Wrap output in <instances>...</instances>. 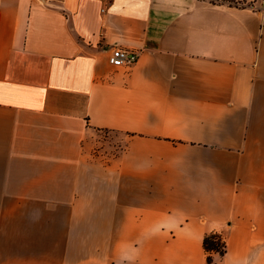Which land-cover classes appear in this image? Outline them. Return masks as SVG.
Returning a JSON list of instances; mask_svg holds the SVG:
<instances>
[{
    "label": "crops",
    "instance_id": "1",
    "mask_svg": "<svg viewBox=\"0 0 264 264\" xmlns=\"http://www.w3.org/2000/svg\"><path fill=\"white\" fill-rule=\"evenodd\" d=\"M211 232L264 264V7L0 0V264H209Z\"/></svg>",
    "mask_w": 264,
    "mask_h": 264
},
{
    "label": "built area",
    "instance_id": "2",
    "mask_svg": "<svg viewBox=\"0 0 264 264\" xmlns=\"http://www.w3.org/2000/svg\"><path fill=\"white\" fill-rule=\"evenodd\" d=\"M63 0H42L46 4H54ZM113 0H107L111 2ZM214 2L227 3L232 6L249 7L252 9H260L264 7V0H215ZM139 52L125 48L123 46H115L109 56L110 62L115 66H132L137 62Z\"/></svg>",
    "mask_w": 264,
    "mask_h": 264
},
{
    "label": "trees",
    "instance_id": "3",
    "mask_svg": "<svg viewBox=\"0 0 264 264\" xmlns=\"http://www.w3.org/2000/svg\"><path fill=\"white\" fill-rule=\"evenodd\" d=\"M226 241L220 232H211L205 235L203 239V247L206 252V260L209 264L214 261V254L220 256L226 253Z\"/></svg>",
    "mask_w": 264,
    "mask_h": 264
},
{
    "label": "rangeland",
    "instance_id": "4",
    "mask_svg": "<svg viewBox=\"0 0 264 264\" xmlns=\"http://www.w3.org/2000/svg\"><path fill=\"white\" fill-rule=\"evenodd\" d=\"M215 1V0H211ZM119 134L116 132H107L103 131L101 132L100 138L103 139L104 143H108V147H110V152L114 153L119 149V146L121 145L120 141H117L116 138Z\"/></svg>",
    "mask_w": 264,
    "mask_h": 264
}]
</instances>
